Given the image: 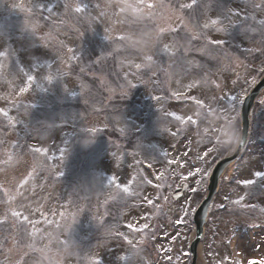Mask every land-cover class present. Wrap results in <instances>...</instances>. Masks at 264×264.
I'll use <instances>...</instances> for the list:
<instances>
[{"label": "rangeland", "instance_id": "374dc122", "mask_svg": "<svg viewBox=\"0 0 264 264\" xmlns=\"http://www.w3.org/2000/svg\"><path fill=\"white\" fill-rule=\"evenodd\" d=\"M7 1L0 264H190L192 213L238 140L240 105L233 111L227 97L263 71L264 0H36L39 14ZM15 14L36 15L38 27ZM262 98L205 224V264L264 260ZM181 182L188 188L173 201ZM13 211L41 221L35 237Z\"/></svg>", "mask_w": 264, "mask_h": 264}, {"label": "water", "instance_id": "95a60500", "mask_svg": "<svg viewBox=\"0 0 264 264\" xmlns=\"http://www.w3.org/2000/svg\"><path fill=\"white\" fill-rule=\"evenodd\" d=\"M263 88H264V76L260 80V82L252 89V91L248 94V96L244 99V102L242 104L241 113H240L241 137L236 149L231 155H229L228 157L224 158L219 163H217L211 172L207 184L206 197L202 201L201 205L198 207L197 211L193 216L194 236L189 245V251L191 254V264H197V247L202 238L203 225L205 223L211 201L216 193L219 178L223 173V171L225 170V168L236 160V158L239 156V154L241 153V151L245 146L248 137V130H249L250 110L254 103L255 98L258 96V94L261 92ZM185 188L186 186L182 184L181 188L175 191L173 197L177 198L178 196H180L181 192Z\"/></svg>", "mask_w": 264, "mask_h": 264}, {"label": "snow or ice", "instance_id": "6c2138e0", "mask_svg": "<svg viewBox=\"0 0 264 264\" xmlns=\"http://www.w3.org/2000/svg\"><path fill=\"white\" fill-rule=\"evenodd\" d=\"M191 6H192L191 4L187 5V7H191ZM149 7H151V5H149ZM76 11H82V9L77 8ZM213 23L215 24L217 22L216 21H213ZM164 48H165V51H168L169 50L168 45H165ZM149 59H151V58L149 57ZM136 67L139 68L140 65H136ZM31 79H32V77H29V80L30 81H31ZM251 83L252 84H255L256 83V79L253 78L252 81H251ZM20 91L23 93V92L28 91V89L25 87V88H22ZM246 96H247V93L246 92H242L239 96H237V95H231V96L227 97V99L231 103V106H232L233 111H235V108H236L237 105H240L243 102V100L246 98ZM196 102L202 104V101H196ZM260 103L261 104H264V98H262L260 100ZM176 118L177 119H183L181 116H176ZM232 119L234 120L235 119V116H233ZM189 121L192 122L191 121V118H189ZM34 151L39 152V151H41V149H38L37 148V149H34ZM211 151H213V149H208L204 153V156L206 157ZM203 158L204 157H200V159H203ZM172 163H176V161H172ZM200 171H201V169H199V168L196 169V173H199ZM194 174L195 173H189V175H194ZM31 175H32V173H29V176H31ZM60 175H62V173H60ZM255 175L257 177H264V172L257 171L255 173ZM113 180H115V177H113ZM24 183H27V180H25L24 182H22L21 187H23V184ZM241 183H243L245 185H251L254 182L251 179H246V180L241 181ZM125 190H127V189H125ZM239 202L240 201H235V203H239ZM11 215H12V217H15L18 222L21 223V226H22L23 223L31 224L33 226V231L31 232L30 235L32 237H35L36 236V234H37V228L35 227V225L39 224L41 221H39V220H37V221L29 220V217L28 216L22 215V213L21 212H18V211H13L11 213ZM61 215H63V214L61 213ZM185 215H187V213H185ZM42 216H43V214H42ZM43 222L45 224L50 223L49 222V219L46 216H43ZM181 222H182L181 220H177V224H179ZM5 223H6V218H5V220H0V225H3ZM128 227H132V226L131 225H128ZM147 227H148V225H145L144 228L146 229ZM137 230H141V229H137ZM7 239L8 238L5 237V240H7ZM29 247H31V245H29ZM95 264H99V261H96ZM249 264H264V260H261V261H255V260H253V261H250Z\"/></svg>", "mask_w": 264, "mask_h": 264}, {"label": "bare ground", "instance_id": "6f19581e", "mask_svg": "<svg viewBox=\"0 0 264 264\" xmlns=\"http://www.w3.org/2000/svg\"><path fill=\"white\" fill-rule=\"evenodd\" d=\"M199 250H200V247H199ZM200 252V251H199ZM202 260H201V256H200V253H199V260H198V263L197 264H202Z\"/></svg>", "mask_w": 264, "mask_h": 264}]
</instances>
